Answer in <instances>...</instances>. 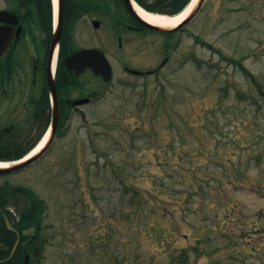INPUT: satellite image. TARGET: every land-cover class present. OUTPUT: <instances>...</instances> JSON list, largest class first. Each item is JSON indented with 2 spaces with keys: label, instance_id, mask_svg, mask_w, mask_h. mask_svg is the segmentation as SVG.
I'll use <instances>...</instances> for the list:
<instances>
[{
  "label": "rangeland",
  "instance_id": "rangeland-1",
  "mask_svg": "<svg viewBox=\"0 0 264 264\" xmlns=\"http://www.w3.org/2000/svg\"><path fill=\"white\" fill-rule=\"evenodd\" d=\"M124 38L66 147L0 176L31 192L7 208L42 202L43 264H264V0H205L171 37Z\"/></svg>",
  "mask_w": 264,
  "mask_h": 264
},
{
  "label": "flooded vegetation",
  "instance_id": "flooded-vegetation-1",
  "mask_svg": "<svg viewBox=\"0 0 264 264\" xmlns=\"http://www.w3.org/2000/svg\"><path fill=\"white\" fill-rule=\"evenodd\" d=\"M128 32L153 31L123 0H0V147L9 150L0 158L23 156L43 141L46 151L38 163L53 148L66 147L63 140L76 131V115L83 117L80 107L102 100L111 87V80L85 65L91 64L90 54L78 61L84 68L76 74V53L99 51L113 73V37L120 51ZM80 99L87 101L76 106ZM1 210L13 230L0 226V264H43L50 237L39 219L43 213Z\"/></svg>",
  "mask_w": 264,
  "mask_h": 264
},
{
  "label": "water",
  "instance_id": "water-1",
  "mask_svg": "<svg viewBox=\"0 0 264 264\" xmlns=\"http://www.w3.org/2000/svg\"><path fill=\"white\" fill-rule=\"evenodd\" d=\"M124 1L126 2L127 6H129V8L131 9L132 7L130 5V0H124ZM203 1L204 0H197L196 4L193 6V8L189 12V14L186 16V18L175 27H169V28L160 27L157 25L148 24V23L144 22L143 20H140L139 18L138 19L141 21V23H143L144 25L150 27L151 29H153L157 32H163V33L173 32V31L179 29L180 27H183L186 24H188L196 16L197 12L199 11L200 7L202 6ZM89 53H91V55H90L91 56V64H89L90 67H92V69L94 70V72L96 74L103 76V79L107 80L109 78L108 74L110 73L109 67L106 64L104 58L99 53H96L95 51H88V52H85V51L82 52L81 51V52H78L76 54V73H79L83 70V68H82L83 66H80V67L77 66L78 61L80 59H83L84 57H89ZM101 62H103V63H101ZM83 102H84V100H80V101H77L76 104H80ZM42 152L43 151H41L36 156H33L32 158H30L26 161H23V162H20V163H17V164L8 166V167L0 168V174L8 173V172H14V171L26 168L30 163L35 161L42 154ZM4 223L6 225V228L8 230H11L10 224H9L8 220L6 219V217H4Z\"/></svg>",
  "mask_w": 264,
  "mask_h": 264
},
{
  "label": "trees",
  "instance_id": "trees-1",
  "mask_svg": "<svg viewBox=\"0 0 264 264\" xmlns=\"http://www.w3.org/2000/svg\"><path fill=\"white\" fill-rule=\"evenodd\" d=\"M143 8H145L148 11L151 12H163L167 14H176L178 13L187 3L189 0H154L153 2L149 3L145 0H136ZM9 150L6 148L0 147V154L6 153ZM1 159V158H0ZM10 191H6V193H9ZM10 195H13L14 198L17 197L16 193L11 192ZM3 195L2 197H4ZM31 201V207L27 208H43V204L40 200L36 199L34 196L30 199ZM0 207L3 208V202L0 200ZM0 226L3 230V232H7L3 225H2V219L0 217Z\"/></svg>",
  "mask_w": 264,
  "mask_h": 264
},
{
  "label": "bare ground",
  "instance_id": "bare-ground-1",
  "mask_svg": "<svg viewBox=\"0 0 264 264\" xmlns=\"http://www.w3.org/2000/svg\"><path fill=\"white\" fill-rule=\"evenodd\" d=\"M195 2L196 0H192L191 3L184 10H182L179 14H177L174 17L162 16V15H157V14H152L150 12H146L145 10H143L136 4H133V8L135 12L137 13V15L142 20L146 21L147 23L169 28V27L176 26L179 22H181L183 18H185V16L188 14L192 6L195 4ZM42 145H43V141L28 156L35 154V152H37V150H39ZM5 166H8V164L0 163V167H5Z\"/></svg>",
  "mask_w": 264,
  "mask_h": 264
}]
</instances>
